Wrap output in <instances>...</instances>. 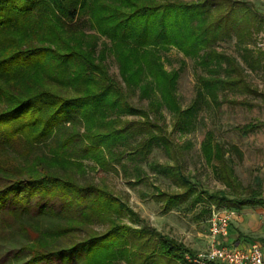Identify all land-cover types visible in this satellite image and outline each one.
I'll return each instance as SVG.
<instances>
[{
	"label": "trees",
	"instance_id": "obj_1",
	"mask_svg": "<svg viewBox=\"0 0 264 264\" xmlns=\"http://www.w3.org/2000/svg\"><path fill=\"white\" fill-rule=\"evenodd\" d=\"M160 1L0 0V264H186L184 255H195L147 226L95 175L121 174L133 185L141 164L151 166L152 146L174 155L162 110L176 127L198 112V102L246 109L258 106L249 98L264 102L246 73L260 70V58L244 47L259 25L244 2ZM230 42L239 60L221 46ZM172 48L200 70L185 108L178 72L162 63ZM260 125L234 129L247 136ZM201 152L207 164L218 163L229 190L199 192L207 205L264 204L259 180L255 189L239 187L211 133ZM159 170L178 191L155 195L165 210L199 202L176 158Z\"/></svg>",
	"mask_w": 264,
	"mask_h": 264
},
{
	"label": "rangeland",
	"instance_id": "obj_2",
	"mask_svg": "<svg viewBox=\"0 0 264 264\" xmlns=\"http://www.w3.org/2000/svg\"><path fill=\"white\" fill-rule=\"evenodd\" d=\"M169 3L188 5L198 0H162ZM160 1V2H162ZM234 1V0H233ZM252 5V11L256 15V24L253 35L244 46L250 51L253 58H260V70L250 73L246 70L247 80L261 93H264V0H235ZM144 2V1H140ZM145 3V2H144ZM224 52L231 54L239 60V56L233 49L232 42L221 44ZM162 63L166 70H176L178 79L176 94L182 108L187 107L195 98L196 75L200 72L194 66L193 61L184 57L176 49L172 48L161 53ZM110 74L117 75L116 65L109 60ZM258 106L252 109L232 106L222 103L219 107L213 104L209 108L198 102V112L188 118L186 125L180 122L174 127V118L162 110V121L166 127L168 138L173 143L174 155H167L168 152L156 146L151 147L147 162L151 166L141 164L143 167L142 179L140 182L130 185L122 179L121 174L99 173L95 177L103 180L106 186L113 191L120 199L126 201L128 207L135 212L147 226L155 229L158 233L166 235L177 244H183L195 254L202 253L208 249V226L212 205L205 203V196L199 192L206 191L213 193L229 190L224 186L216 175L215 169L219 168L218 163L207 164L201 152V143L211 133L213 142L219 143L225 149L224 160L228 167L233 170L236 183L239 187H253L256 179L259 180V192L264 198V125H260L255 131L247 136L240 135L234 128L246 123H264V102L260 98H249ZM201 100V99H200ZM220 101V100H218ZM138 105L136 98L132 100ZM145 105V101L141 102ZM126 120H139L135 116H125ZM182 126L184 128L182 129ZM182 166V173L194 187L192 197H199L196 204L185 203L180 208L165 210V200L156 199L155 195L178 192L173 181L161 173L159 167L168 164L173 165L174 159ZM88 165H91L88 162ZM156 166V167H155ZM216 167V168H215ZM92 173V172H91ZM128 179V178H127ZM132 179V178H130ZM237 187V190H239ZM190 199H193V198ZM205 209L209 214L203 213ZM241 211V210H240ZM122 222L131 228L137 229V225H130L126 218ZM184 260V257H183ZM42 264V263H38ZM112 264H127L124 260ZM132 264H138L132 263ZM173 264H184L182 260H176Z\"/></svg>",
	"mask_w": 264,
	"mask_h": 264
},
{
	"label": "built area",
	"instance_id": "obj_3",
	"mask_svg": "<svg viewBox=\"0 0 264 264\" xmlns=\"http://www.w3.org/2000/svg\"><path fill=\"white\" fill-rule=\"evenodd\" d=\"M240 212L227 208H212L208 226V249L193 256L185 254L186 264H264V251L256 244L245 250L229 249L220 238L227 235L230 222L239 218Z\"/></svg>",
	"mask_w": 264,
	"mask_h": 264
},
{
	"label": "crops",
	"instance_id": "obj_4",
	"mask_svg": "<svg viewBox=\"0 0 264 264\" xmlns=\"http://www.w3.org/2000/svg\"><path fill=\"white\" fill-rule=\"evenodd\" d=\"M240 216L230 222L227 235L220 238L229 249L245 250L256 243L264 251V204L241 209Z\"/></svg>",
	"mask_w": 264,
	"mask_h": 264
}]
</instances>
